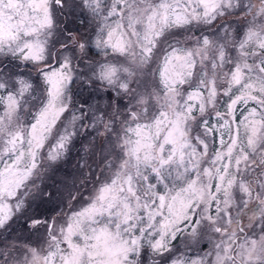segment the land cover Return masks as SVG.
<instances>
[{
  "label": "snow or ice",
  "instance_id": "obj_1",
  "mask_svg": "<svg viewBox=\"0 0 264 264\" xmlns=\"http://www.w3.org/2000/svg\"><path fill=\"white\" fill-rule=\"evenodd\" d=\"M0 264H264V0H0Z\"/></svg>",
  "mask_w": 264,
  "mask_h": 264
},
{
  "label": "rangeland",
  "instance_id": "obj_2",
  "mask_svg": "<svg viewBox=\"0 0 264 264\" xmlns=\"http://www.w3.org/2000/svg\"><path fill=\"white\" fill-rule=\"evenodd\" d=\"M258 2V0H257ZM77 156V154L75 152H73L72 157L67 161L66 164L62 165L59 168V171L56 173V175L54 176V179H63V178H69V180L71 179L72 175L74 173H76V163L75 162V157ZM51 181H49L50 183ZM21 234V233H20ZM19 235L20 240L23 239V236ZM42 240V237L40 238ZM30 241L32 244H36L37 243V237L32 236L30 237Z\"/></svg>",
  "mask_w": 264,
  "mask_h": 264
},
{
  "label": "trees",
  "instance_id": "obj_3",
  "mask_svg": "<svg viewBox=\"0 0 264 264\" xmlns=\"http://www.w3.org/2000/svg\"><path fill=\"white\" fill-rule=\"evenodd\" d=\"M75 162H77V156L75 157ZM20 235L23 236V239H24V240H25V239H28L29 242L31 243V241H30V237L28 236L27 233H21ZM21 240H22V239H21Z\"/></svg>",
  "mask_w": 264,
  "mask_h": 264
}]
</instances>
